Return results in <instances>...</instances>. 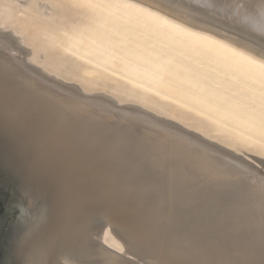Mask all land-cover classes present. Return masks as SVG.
I'll return each mask as SVG.
<instances>
[{"label": "bare ground", "instance_id": "bare-ground-1", "mask_svg": "<svg viewBox=\"0 0 264 264\" xmlns=\"http://www.w3.org/2000/svg\"><path fill=\"white\" fill-rule=\"evenodd\" d=\"M7 50L22 52L25 61L5 54ZM44 75L72 81L85 93L142 105L260 162L264 160V0H0V124L10 126V133L23 130L26 142L35 146L28 167L27 203L18 201L16 217L23 225L17 251L21 264H264V175L195 139L182 138V133H171L156 120L80 95ZM78 78L87 84L109 80L111 90L88 89ZM101 138L114 141L107 143H113L107 153ZM71 146L79 160L74 162L75 177L74 170L69 174L59 166ZM91 153L102 164H120L114 167L117 176L109 169L118 186L132 188L129 183L135 179L148 184V188L136 184L143 192L152 189V201L137 192L142 204H151L145 223L141 222L144 226L133 221L140 226L135 228L131 222L139 218L135 213L129 220L134 226H128L126 211L132 210L122 207L120 200L121 209L112 196L104 201L116 206L105 215L99 211L100 220L94 218L98 215L93 209L84 207L88 200L92 205L97 201L94 196L90 199L92 194L102 200L101 194L90 190L87 198L80 184L89 171L83 174L81 157L93 159ZM133 169L138 171L135 175ZM113 186L119 194L121 189ZM198 193L210 197L207 201L203 196L206 207L233 208L239 217H230L232 210L227 217L219 210L223 222L212 210L211 215L222 222L214 223L217 217H213L212 226L209 217L207 230L203 220L196 228L203 227L205 233L194 238L193 227L185 226L192 217L182 218L189 203H198ZM127 194L129 199L131 193ZM220 195L227 201L219 200ZM180 198L188 203L179 207H184L182 218L177 212ZM176 212L177 233H183L179 237L174 236ZM228 217L235 221L228 222ZM189 223L193 226L196 221ZM173 237L182 242L175 245ZM129 254L142 262L124 257Z\"/></svg>", "mask_w": 264, "mask_h": 264}, {"label": "rangeland", "instance_id": "rangeland-1", "mask_svg": "<svg viewBox=\"0 0 264 264\" xmlns=\"http://www.w3.org/2000/svg\"><path fill=\"white\" fill-rule=\"evenodd\" d=\"M6 52H7V53H6ZM4 53H5V54H8V55H12V54H13L12 56L24 60V54H23L22 52H20V51H18L17 53L14 54V53H12V52H10V51L7 50V51H4ZM24 61H25V60H24ZM44 77L50 79L51 81L55 82V83L58 84V85H61V86L66 87V88H68V89H72V90H74L76 93H78V94H80V95L89 96V97H98V98H100L101 100H103L104 102H106L108 105H110V106H112V107H115V108H117V109H119V110H128V111H132V112L138 113V114H140V115L147 116V117H149V119H151V120H152V119H153V120H156V121H158L159 123H161V125H164V126H166V127L171 128V129H172V130H171V133H182V134H181V137H182V138H184V139H188L189 141H193V140L195 139V141H196L195 143H197V144H199V145L202 144V145H206V146L212 147V148H214L215 150H217V151H219V152H221V153H224V154L230 155V156H232L234 159H236L237 161H240V162H242L243 164L248 165V166H250L251 168H254V169L258 170L262 175H264V160H260V162H258V161H256V160L249 159L248 157H245V156H243V155H241V154H236V153L232 152L230 149H227V148L223 147L222 145H220V144H218V143H216V142H214V141H212V140H210V139H208V138L201 137V136L198 135L197 132H195V131H193V130H189V129L185 128V127H182V126H180V125L174 123L173 121L167 119L165 116H160V115L156 114L155 112H153V111H151V110L145 108V107L142 106V105H139V104L134 103V102H119V101H117L114 97L108 96L107 94H104V93H91V94H90V93H85V92H83L82 90H80V88L78 87V85H77L76 83H74V82H72V81L60 80V79H57V78H55V77H53V76H49V75H44ZM37 78L40 79L39 77L36 76V79H37ZM78 79H79V78H78ZM79 81H80V83H82V84H83L86 88H88V89H92V90H102V89L111 90V89H110V81H109V80L103 81V80L99 79V80H95V82H93L92 84H87V83H85V81H82V80H80V79H79ZM79 81H78V82H79ZM147 117H146V118H147ZM23 123H24V122H23ZM23 123H20V125H22ZM172 131H173V132H172ZM174 131H175V132H174ZM177 131H179V132H177ZM26 134H27V133H26ZM27 135H28V134H27ZM182 135H183V136H182ZM186 136H187V137H186ZM28 137H29V135H28ZM101 139H102V138H101ZM109 139H110V140H109ZM112 140H113V139H112ZM112 140H111V138H108V141H107V138H106V140H105L104 138L102 139V143H103V142H106V143H103V144H105L106 146L103 145L104 149H102L103 151H106V153L110 151V150H109V147H110V149H111L112 146H113V143H112V142H114V141H112ZM132 140L134 141V138H132L131 140H129V146L132 145V144L134 143V142H132ZM110 141H112V142H111L112 145H111V144H107V143H109ZM43 146H44V145H43ZM107 146H108V147H107ZM127 146H128V145H127ZM129 146H128V147H129ZM44 147L46 148V146H44ZM106 147H107L108 149H105ZM31 149H32V150L35 149V146L31 147ZM72 149H73L72 146L70 147V150H69V148H67V153H68L69 155H70V153L72 152V151H71ZM246 149H248V150L251 151L252 153L256 154V153H255L254 151H252L251 149H249V148H246ZM73 150H74V149H73ZM107 150H108V151H107ZM64 151H66V150H64ZM74 151H75V150H74ZM58 152H60V151H58ZM58 152L56 151V153H58ZM69 152H70V153H69ZM61 153H64V152L61 150ZM74 153H75V152H72L70 157H69V155L67 154V155H68L67 158H66V156H65V157L62 156L61 159H63V161H62V160H59L60 163H61V161H62V163H63V162H65V161L67 160V162H65V163H63V164H62V163H61V164L58 163V165L60 164L59 166H62V169H63L64 172H66V173H67L69 170H70V171H71V170H74V169L76 168V167H75L76 165L74 164V162L77 163V162L79 161V160H78V156L74 155ZM72 154H73L75 157H74ZM75 154H76V153H75ZM88 154H89V153H88ZM91 154H92V156H91V155H90V156L93 157V159L90 157V158L92 159V160H91V159H90V160H91L92 162H91L88 158H86L85 155H84L85 158L81 157V158L83 159V160L81 159V162H83V163H82V164H83V165H82L83 167L81 166L82 169H83V174H85V172L88 171V170H89L90 172H89V171L86 172L87 174H85V175H86V176L84 177L85 179L83 178V179H84V183H83V180L80 181L81 183H80V182H79V183L81 184L82 190L84 189L83 191H86V193L88 192V193L86 194V195H87V198H88L89 193H90L88 190H90V191H91L90 194H92V193H94V194L99 193V195L101 194L100 196L102 197V198H101L102 200L98 199V198H100L99 196L97 197V196H95V195L92 194V195H90V199H91L93 196L96 197L95 199H97V201H96L97 203L94 202L95 204H93V205H94V206L96 205L98 208H97V207L95 208V207L92 205V203H89V200H88L86 203H87L88 205H89V204H90V205L88 206L87 204L84 203V205H85L84 207H88V208L90 207L91 210L93 209V210H94L93 212L97 213V215H98V216L95 215L94 218H97L98 220H100V219H101V216H100L101 214H99V211H100V213H101V211H103V212H102L103 215H105L106 212L110 213L111 210H113V209L110 208V207H113V205L115 204L114 202H117L116 204H118V202L123 201V202L121 203L122 207L125 208V206L129 205L130 207L128 206V207H126V208H127V209L129 208V210H132V211H133V212H132V211H126L127 209H124V210L128 213V215H129L130 213H131V214L135 213V214H137V215L133 214L134 217L136 216V218H137V217L139 216V218H137L138 220L136 219V220H132V221H131V219H132V218H131V214L128 216L127 213H126V216H127V218H128V219H127V225H128V224H131V226H134V225H135V228H136V226L139 225V224L142 225V226H144L145 219H147V216H148V212H149V210H151V207H150L151 204H150V202L148 203V202H146V201H148L147 198H150L149 200L152 201V198H151V196L153 195V193H152V189H151V190L148 189V190L151 191V192H149L147 189H145L144 192H145V193L147 192V193H146L147 196L144 195L143 188L140 189L139 186H140V187H144V188H148V184L145 183V184L147 185V187H146V186H144L145 184L142 183V182H143V181H142V182H141L142 184L140 185V184H139L140 181H139V182H134L135 179L132 180L133 182L129 183V185H130V184L132 185V188H131V187H128V185H124V187L119 185L120 187H122V188H120V187L116 184L117 182H116V180H115V178H116L115 176H117L116 174L118 173V172H116V170L118 171V169L114 170V169H115L114 167L118 168L120 164H117V162H112V164H111V163L109 162V164L104 163V164H105V165H104V164L100 163V162H102V160L100 161V158H99L98 156H96L95 153H91ZM254 156L256 157V155H254ZM95 157H96V158H95ZM257 157H259V156H257ZM257 157H256V158H257ZM64 158H65L66 160H65ZM69 158H71V159H69ZM94 158H95V159H94ZM72 159H73V160L75 159V160L73 161ZM87 159H88V160H87ZM69 160L73 161V162H72L73 165H72V164L70 165L71 161H69ZM93 160H94L95 162H94ZM86 161H87V162H86ZM88 161H89V162H88ZM106 162L108 163V161H106ZM66 163H67V164H66ZM68 163H69V164H68ZM79 163H80V162H79ZM90 163H91V164H90ZM92 163H93V164H92ZM98 163H99L100 166H102V167H100L99 165H97ZM65 164L67 165V167L69 166V168H67ZM88 164H90V165L88 166ZM93 165H94V166H93ZM112 165H113V166H112ZM90 166H91V167H90ZM73 167H74V168H73ZM88 167H89V169H88ZM92 167H93V169H92ZM95 167H98V169H99V167H100V170L95 169ZM104 167H105V168H104ZM106 167H107V169H108V174L110 173L109 175L107 174ZM70 168H71V169H70ZM77 168H79V167H77ZM86 168H87V169H86ZM101 168H104L106 172L103 171L104 169L101 170ZM109 169L111 170V172H113V174L116 172V173L114 174V175H115L114 177L111 176V172L109 171ZM75 170H76V169H75ZM75 170H74V171H71V172H72L71 175H73L74 177H75V173H74ZM94 170H95V171H94ZM97 170H98V171H97ZM112 170H113V171H112ZM70 171L68 172L69 174L71 173ZM92 171H94V172H92ZM99 171H100V172H99ZM114 171H115V172H114ZM137 172H138L137 170L135 171V169H133V173H134V175H135V173H137ZM98 173H99V174H98ZM104 173H105V174H104ZM0 174H2V173L0 172ZM103 174H104V176H106V177H105L106 180L109 179L110 177H112V179L110 180L111 182H110L109 180H107V181H108L109 183H112L110 186H113V185L115 184V185L113 186V188H114L115 186H118V187H117V190H120V189H121V191H119V194H118V192H116V189H115L116 187L114 188L115 191L111 189L112 187H110L109 184H108V182H106V180L104 179V176H102ZM113 174H112V175H113ZM107 175L110 176V177L108 178ZM136 176H137V175H136ZM86 177H87V178H86ZM90 177H91V178H90ZM92 177L95 179V180H93V182L96 181V182H99V183H95V184H94V183L91 181V180H92ZM99 178H100V180H99ZM96 179H97L98 181H97ZM103 179H104V180H103ZM85 180H86L88 183H87ZM90 181H91L92 183H91ZM103 181L106 183L105 185H108V188H109V189H108L106 186L104 187V184H103L104 182H103ZM112 181H113V182L115 181L114 184H113ZM100 182H102V183H100ZM144 182H145V181H144ZM90 183H91V184H90ZM132 183H134V184H132ZM85 184H86V185H85ZM98 184H99V187H98ZM102 184H103V185H102ZM136 184L139 185V186H136ZM82 185H83V186L85 185V186L83 187ZM100 185L103 186V187L106 188V189H102L103 187L100 188ZM131 185H130V186H131ZM134 185H135L136 187H134ZM91 186H93V187L96 188V189L98 188L97 190L101 189L102 191H101V190H99V191H101V192L93 191V190H95V189H93V187H91ZM126 186H127V187H126ZM90 187H91V188H90ZM195 187H196V186H195ZM89 188H90V189H89ZM125 188H126V189H125ZM127 188H129V189H127ZM135 188H137V189H135ZM85 189H87V190H85ZM110 189H111L112 191H110ZM122 189H123L124 191H123ZM133 189H134V190H133ZM138 189H140L141 191H136V190H138ZM204 189H205V188H204ZM204 189L201 187V190H202V192H203L202 194H204ZM107 190H108V191H107ZM146 190H147V191H146ZM105 191H106V193H104ZM113 191H114V193H115V192L117 193V195L114 194L115 197H116V196H118V197L120 196V197H121L120 199H119L118 197H116V198L119 199V201L114 197V195H113ZM129 191H130V192H129ZM132 191H133V192L136 191V192H135V193H132ZM95 192H96V193H95ZM107 192H111L112 194H110V196H109V195L107 196ZM122 192H124V193H122ZM128 192H129V193H128ZM137 192L139 193V196H142V198H145V197H146V198H145V200H146L145 203H147V205L149 204L148 206H146L145 204H142V203H143V199H142L141 197L138 199L139 196H137V195H138ZM140 192H141V193H140ZM142 192H143V193H142ZM148 192H149V193H148ZM121 193H122V194H121ZM125 193H126V194L128 193V194H127L128 197L130 196V193H131V196L129 197V199L125 197V195H124ZM199 193H201V191H200ZM199 193H198V194H199ZM148 194H149V195H148ZM150 194H152V195H150ZM202 194H199L200 196L197 195V199H198L197 201H198V203L195 201V202L197 203V205H196V203H194V205H193V203H192V204H190V203L188 204V203L185 202V201L181 202V198L178 199V202H177V203L179 204V206H178V209H177L178 211H177V210H176V211H177V212L181 211V212H179V213H182V214H179V213L176 212L175 217H176V215L179 214V215H181V218H182V216H183V212H182V210H180V209H182V208L185 207V203H187V204L189 205V206H187L188 208L185 207L187 210H186V209H183V210H184V216H183L182 220H183L184 218L187 219L189 216H190L189 218L192 217V220H190L189 218H188L189 220L187 219V220H188V223H187L188 225L186 224L185 226H186V227L188 226L187 228H189V229H191V227H193L191 230H192L193 232H194V231L197 232V233L194 232V234H193V235H194V236H193L194 238H195V237H196V238H197V237H200V236L203 235V233H205V232H204L205 230L203 229V227H202V230L197 229V228H198V227L201 228V225H202L203 222H204V225H202V226H204V227L207 226V228H205V229L208 230V228L213 224V222H212V221H214L213 219H215V218L217 217V216H215V215H216V214L218 215L219 212H224V211H225L224 214L226 215V217H227V215L230 214L231 212H232V215H233V216L229 215L230 217H232V218H234V219L237 218V217H239V214H236L238 211L234 210L233 208H232V209H224V210H222V211L218 208V209L220 210V211L218 210V211H219V212H218L217 210H216V211L213 210L214 208L206 207L205 204H206L207 202L205 203L206 199H204V198H207V201H208V199H209L210 197H209L208 195H207L208 197L205 196V195H203V196H205V197L203 198V196H201ZM222 194H224V193H222ZM225 194H226V193H225ZM96 195H98V194H96ZM103 195H106L107 197L104 196V197H105V198H104ZM111 196L113 197L112 200H114V202L111 203V204H113V205H110L107 201H104V199L106 200V199H108V197H111ZM132 196H134V199L132 198ZM224 196H225V195H223V197H222V195H220L221 198H220L219 200H222V201L225 200ZM135 197H136V198L138 199V201H140V202H137V199H135ZM184 197H185V196H184ZM184 197H182L183 200L186 198V197H185V198H184ZM201 197H202V199L204 200L203 202H202L201 199H199V198H201ZM84 198L87 199L86 196H85ZM125 198H126V199H125ZM130 198H132L133 200H135L136 203H135L132 199H130ZM223 198H224V199H223ZM122 199H123V200H122ZM120 200H121V201H120ZM124 200H126V201H127V200H130V201L132 200L131 202H133V203H135V204H133V203H132V204H131V203H130V204H129V203L127 204V202H125ZM185 200H186V199H185ZM199 200H200V202H202V205H200L201 203H199ZM98 201H101V202H98ZM225 201H227V200H225ZM106 202H107L110 206L107 207V206H106ZM124 202H125L126 204L123 205ZM128 202H129V201H128ZM179 202H180V203H179ZM184 202H185V203H184ZM99 203H100V204H99ZM102 203L107 207L108 211L105 210V206H104V205H101ZM138 203H139V204H138ZM182 203H183V204H182ZM204 203H205V204H204ZM108 204H107V205H108ZM187 204H186V205H187ZM36 205H37V204H33L31 207H35ZM135 205H136V206L139 205V207L137 206V207H138V208H137ZM140 205H142V206H140ZM180 205H182V206H184V207L179 208V207H181ZM191 205H193V206H191ZM102 206H103V207H102ZM114 206H116V205H114ZM117 206H119V204H118ZM131 206H133V207L135 206V207L133 208V207H131ZM144 206L146 207V209H145ZM196 206H198V207H196ZM201 206H203V208H201ZM204 206H205V207H204ZM119 207H121V206H119ZM122 207H121V209H123ZM147 207L150 208V209H147ZM190 207L193 208V209H192V210L194 211L193 213H195L194 216L192 215V214H193V213H192V210L190 211V209H191ZM130 208H133V209H130ZM135 208H137V209H135ZM189 208H190V209H189ZM197 208H198V209H197ZM204 208H205L206 210H205ZM207 208H208V209H207ZM110 209H111V210H110ZM195 209H197V210H195ZM200 209H201V210H200ZM202 209H203V210H202ZM215 209H216V208H215ZM134 210H136V211L138 210L139 212L137 211V212H138V213H137V212H135ZM207 210H208V212H207ZM212 210H213V212L215 211L216 214L213 213V214L211 215V213H212L211 211H212ZM227 210H228V211H227ZM230 210H232V211L230 212ZM145 211H147V212L145 213ZM197 211H198V213H197ZM199 211L201 212V214H200ZM203 211H204V212H203ZM143 212L145 213V215H144ZM185 212H188L189 214H188V213H185ZM205 212H206L207 214H210V215H208V217H207V214H206ZM210 212H211V213H210ZM228 212H230V213H228ZM234 212H235V213H234ZM31 213H32V212L29 210V211H28V215H27V219L30 217L29 215H30ZM139 213H140V214H139ZM233 213H234L235 215H234ZM185 214H187V215H189V216L187 217ZM190 214H191V215H190ZM197 214H199L200 216L197 215ZM214 214H215V215H214ZM224 214H223V215H224ZM103 215H102V216H103ZM143 215H144V216H143ZM146 215H147V216H146ZM179 215H178L176 218H173L174 223L177 222V223H176V226L173 225V227H174V226L177 227L178 225H180V223H179V221H178V220L180 219ZM196 215L199 216V217L197 218ZM201 215H205V216L202 217ZM221 215H222V214H220V216H221ZM225 215H224V216H225ZM236 215H237V217H236ZM28 216H29V217H28ZM141 216H142V217H141ZM211 216H212V219L210 218V221H211V220H212V221H211V222L209 221V223L211 224V225H209L208 222H207L206 220H209L208 218L211 217ZM220 216L218 215L219 218H221ZM132 217H133V216H132ZM134 217H133V218H134ZM213 217H215V218H213ZM218 217L216 218V220H215L216 222L214 221V223H217L218 221H219V222H222L221 220H222L223 218H224L223 222H225V217L222 216L223 218H221V220H219ZM230 217H228V218H229L231 221L228 220V222H234V221L236 220V219L234 220V219H232V218H230ZM141 218L144 219V221H143ZM177 218H178V219H177ZM196 218H197V219H196ZM139 219H140V220H139ZM186 219H185V221H186ZM200 219H201V223H200ZM95 220H96V219H95ZM129 220H130L131 222L135 221L136 223H137V221H138V224L136 225V223L133 222V223H134V225H133V223H130ZM175 220H177V221L175 222ZM203 220H204V221H203ZM226 220H227V219H226ZM233 220H234V221H233ZM173 221H172V222H173ZM190 221H191V223H194V222L196 221V223H194L195 225L192 224L193 226H191V224L189 223ZM202 221H203V222H202ZM141 222H144V223L142 224ZM205 222H207V223H205ZM226 222H227V221H226ZM178 223H179V224H178ZM198 223H200V224H198ZM189 224H190V226H189ZM199 225H200V226H199ZM128 226H129V225H128ZM131 226H130V227H131ZM142 226H141V227H142ZM185 226H184V227H185ZM197 226H198V227H197ZM208 226H209V227H208ZM212 226H213V225H212ZM137 227H140V226H137ZM175 227H174V228H175ZM194 227H195V228H194ZM196 227H197V228H196ZM132 229H134V228L132 227ZM175 229H176V233H175V234H177V235L174 234V236L179 237L180 235L183 234V233L181 234L180 231H179L178 233H179L180 235L178 236L177 229L179 230L180 227H177V228H175ZM199 230H200V231H199ZM207 230H206V231H207ZM202 231H203V232H202ZM177 237H176V238H177ZM176 238L173 237V240L176 239ZM180 238H182V237H180ZM180 238H178V240H179ZM182 240H183V239H182ZM175 241H176V243H175ZM180 241H181V239H180L178 242H177V240H174L175 245H176V244H179ZM181 242H182V241H181ZM248 250H250V249H248ZM124 257H126L127 259H129V260H131V261H136V262H140V263L142 262V260H141L138 256H136V255H134V254H131V255H130V254H129V255H124Z\"/></svg>", "mask_w": 264, "mask_h": 264}, {"label": "water", "instance_id": "water-1", "mask_svg": "<svg viewBox=\"0 0 264 264\" xmlns=\"http://www.w3.org/2000/svg\"><path fill=\"white\" fill-rule=\"evenodd\" d=\"M9 129L0 124V264H21L17 251L23 225L16 217L18 201L27 203L32 149L23 130Z\"/></svg>", "mask_w": 264, "mask_h": 264}]
</instances>
